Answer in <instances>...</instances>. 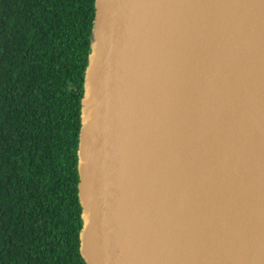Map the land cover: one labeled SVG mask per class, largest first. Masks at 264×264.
I'll return each instance as SVG.
<instances>
[{"label":"water","instance_id":"1","mask_svg":"<svg viewBox=\"0 0 264 264\" xmlns=\"http://www.w3.org/2000/svg\"><path fill=\"white\" fill-rule=\"evenodd\" d=\"M75 170L83 264H264V0H93Z\"/></svg>","mask_w":264,"mask_h":264},{"label":"trees","instance_id":"2","mask_svg":"<svg viewBox=\"0 0 264 264\" xmlns=\"http://www.w3.org/2000/svg\"><path fill=\"white\" fill-rule=\"evenodd\" d=\"M93 0H0V264H83L76 143Z\"/></svg>","mask_w":264,"mask_h":264}]
</instances>
